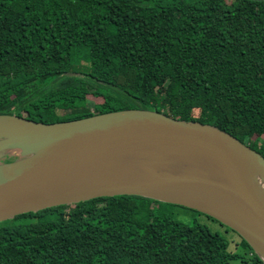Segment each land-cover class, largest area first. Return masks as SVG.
<instances>
[{
    "label": "trees",
    "instance_id": "1",
    "mask_svg": "<svg viewBox=\"0 0 264 264\" xmlns=\"http://www.w3.org/2000/svg\"><path fill=\"white\" fill-rule=\"evenodd\" d=\"M129 108L214 125L264 157V1L0 0V114ZM176 208L205 215L135 195L20 214L0 222V264H264Z\"/></svg>",
    "mask_w": 264,
    "mask_h": 264
},
{
    "label": "water",
    "instance_id": "2",
    "mask_svg": "<svg viewBox=\"0 0 264 264\" xmlns=\"http://www.w3.org/2000/svg\"><path fill=\"white\" fill-rule=\"evenodd\" d=\"M9 150L21 157L0 160V222L135 195L212 217L264 262V157L214 125L141 108L53 123L0 114V158Z\"/></svg>",
    "mask_w": 264,
    "mask_h": 264
},
{
    "label": "rangeland",
    "instance_id": "3",
    "mask_svg": "<svg viewBox=\"0 0 264 264\" xmlns=\"http://www.w3.org/2000/svg\"><path fill=\"white\" fill-rule=\"evenodd\" d=\"M21 157V153L16 150H9L4 153V155L0 158V160H6L9 158H19ZM177 215L180 219L185 220L189 222L192 217L197 216L195 213H192L191 211L183 210L181 208H176ZM199 221L210 229L211 232H218L221 234L230 244L231 248L240 241L241 237L232 229H230L226 225H220L219 223L209 219L205 215H199L197 216ZM231 264H237V263H231Z\"/></svg>",
    "mask_w": 264,
    "mask_h": 264
},
{
    "label": "bare ground",
    "instance_id": "4",
    "mask_svg": "<svg viewBox=\"0 0 264 264\" xmlns=\"http://www.w3.org/2000/svg\"><path fill=\"white\" fill-rule=\"evenodd\" d=\"M261 184L264 186V182L261 181ZM262 257L264 258V254H262Z\"/></svg>",
    "mask_w": 264,
    "mask_h": 264
}]
</instances>
